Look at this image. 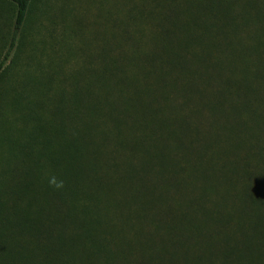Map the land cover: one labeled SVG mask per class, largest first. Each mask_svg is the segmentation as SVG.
I'll return each instance as SVG.
<instances>
[{
  "label": "trees",
  "instance_id": "trees-1",
  "mask_svg": "<svg viewBox=\"0 0 264 264\" xmlns=\"http://www.w3.org/2000/svg\"><path fill=\"white\" fill-rule=\"evenodd\" d=\"M10 1L0 264H264V0L133 5L55 100L14 78Z\"/></svg>",
  "mask_w": 264,
  "mask_h": 264
},
{
  "label": "rangeland",
  "instance_id": "rangeland-1",
  "mask_svg": "<svg viewBox=\"0 0 264 264\" xmlns=\"http://www.w3.org/2000/svg\"><path fill=\"white\" fill-rule=\"evenodd\" d=\"M144 4V0H31L27 25L21 29V40L13 51L18 55L13 59L14 78L29 81L40 77L36 88L40 95L49 100L62 97V92L56 91L62 89V62L66 70L79 69L87 53L100 50L102 37L108 41L112 32L119 34L115 25L117 18L133 5ZM15 17V4L1 0L0 59L10 42ZM12 81L6 78L2 88ZM33 87L26 88L32 101L35 99Z\"/></svg>",
  "mask_w": 264,
  "mask_h": 264
}]
</instances>
